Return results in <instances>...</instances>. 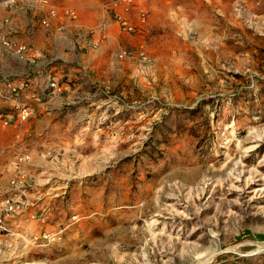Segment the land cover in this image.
<instances>
[{"label":"rangeland","instance_id":"374dc122","mask_svg":"<svg viewBox=\"0 0 264 264\" xmlns=\"http://www.w3.org/2000/svg\"><path fill=\"white\" fill-rule=\"evenodd\" d=\"M51 1L78 15L36 27L40 101L4 125L0 98V264H264V0H143V31L112 25L96 47L78 33L103 0ZM0 60V86L28 68Z\"/></svg>","mask_w":264,"mask_h":264},{"label":"built area","instance_id":"2783aa9c","mask_svg":"<svg viewBox=\"0 0 264 264\" xmlns=\"http://www.w3.org/2000/svg\"><path fill=\"white\" fill-rule=\"evenodd\" d=\"M21 5H25V9L30 13V18L27 19L26 24V32L29 36L33 35L36 27L46 31H50L53 28L63 31L66 26L59 23V20L63 18L75 20L78 15L75 9L61 7L51 0H0V11L12 10L16 13L19 9H23ZM146 19L147 12L143 6V0H103L99 5L97 29L80 31L78 35L80 38L87 39L86 43L89 46L96 47L97 40H99L98 36L102 32L106 35L109 30L108 27L115 25L120 33L133 35L145 29ZM13 22L11 14L0 17V56L2 54L10 55L28 67L29 64L35 61V57L31 51L29 52V42H21L14 36L18 26L14 25ZM118 54L120 57H124L130 53L121 48L118 49ZM18 76V80L4 78L0 86V98L13 103L12 113L6 114L2 118L4 125L14 122L21 126L34 110L27 100L40 101V95H31L29 91L33 77H35L34 71L28 67L26 71L18 74ZM45 87L48 90L47 95L61 91L58 75L47 71L45 74ZM28 93L31 96H28ZM28 160L29 155L24 152L15 156L13 166L17 170L19 180L11 179L12 184H15L16 181L22 184L21 180L24 178V171L20 170V166L27 163ZM23 204L21 200L14 201L12 198H7L5 200V211L18 210Z\"/></svg>","mask_w":264,"mask_h":264},{"label":"crops","instance_id":"0c3cea01","mask_svg":"<svg viewBox=\"0 0 264 264\" xmlns=\"http://www.w3.org/2000/svg\"><path fill=\"white\" fill-rule=\"evenodd\" d=\"M3 11V12H2ZM1 13H3L2 15H5V13H4V10H1L0 11ZM5 12H7V14H11V16H12V21H14L13 22V24L14 25H16L17 26V23H16V20H15V18H16V16L14 15L15 13H14V11H5ZM1 15V16H2ZM18 28V27H17ZM23 31V30H22ZM18 32H19V29H17V32L15 33V37H17L21 42H29V43H31L34 47L36 46V45H38L39 43H40V40L42 39V37H44V32L42 31V29H38V30H35L34 31V33H33V35L32 36H27L26 34H24L23 32H22V34H18ZM34 54V53H33ZM1 62H3L2 60H0V76H2V74H1V71H2V69H3V66H6V65H4L3 63H1ZM28 67L30 68V69H32L33 71H35V72H38V71H41V70H46V69H39V67H38V65H36V64H33V63H31V64H29L28 65ZM5 68V67H4ZM10 69H11V71H12V74L14 75L15 73H18V69H16V67H13V66H11L10 67ZM35 92V91H34ZM29 94V93H28ZM30 94L31 95H33V93H31V91H30ZM28 95V96H31V95ZM30 100H32V99H30ZM45 103V102H44ZM43 111V109L41 110V112ZM41 130H42V127H38V126H36L35 128H34V131L36 132V133H39V132H41Z\"/></svg>","mask_w":264,"mask_h":264},{"label":"bare ground","instance_id":"6f19581e","mask_svg":"<svg viewBox=\"0 0 264 264\" xmlns=\"http://www.w3.org/2000/svg\"><path fill=\"white\" fill-rule=\"evenodd\" d=\"M250 176V175H249ZM258 176V174L255 172V175L253 176V177H257ZM239 177H240V175H239V173H238V175H236V177H234L235 179H237L238 178V180H239ZM253 177H249V178H247V182H248V184H249V187H251V185L253 184V183H256V181H260V180H262V177H258L257 179H254ZM232 185V184H231ZM254 185V184H253ZM262 188H264V187H262ZM258 190H261V188H258ZM262 190H264V189H262Z\"/></svg>","mask_w":264,"mask_h":264}]
</instances>
